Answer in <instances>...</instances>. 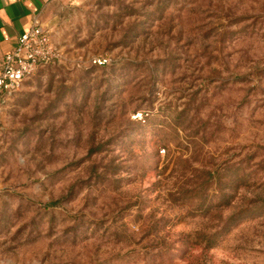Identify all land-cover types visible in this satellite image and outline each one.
<instances>
[{
  "label": "rangeland",
  "instance_id": "1",
  "mask_svg": "<svg viewBox=\"0 0 264 264\" xmlns=\"http://www.w3.org/2000/svg\"><path fill=\"white\" fill-rule=\"evenodd\" d=\"M42 22L60 60L0 96V264H144L150 220L217 227L206 264H264V0H67Z\"/></svg>",
  "mask_w": 264,
  "mask_h": 264
},
{
  "label": "built area",
  "instance_id": "2",
  "mask_svg": "<svg viewBox=\"0 0 264 264\" xmlns=\"http://www.w3.org/2000/svg\"><path fill=\"white\" fill-rule=\"evenodd\" d=\"M60 60V52L40 18L24 31L16 47L5 54L0 65V96L18 91L24 80L44 66Z\"/></svg>",
  "mask_w": 264,
  "mask_h": 264
},
{
  "label": "trees",
  "instance_id": "3",
  "mask_svg": "<svg viewBox=\"0 0 264 264\" xmlns=\"http://www.w3.org/2000/svg\"><path fill=\"white\" fill-rule=\"evenodd\" d=\"M240 178V177H239ZM212 176L207 175L205 177L204 183L208 184L211 181ZM234 182V181H233ZM222 198L224 199L221 203H227L231 201L229 198L230 193H227V190H222ZM256 200L252 203V206L257 205L258 202L264 204V189H262L258 194H256ZM204 203V202H203ZM202 203V204H203ZM251 206V207H252ZM212 205L205 208L207 212L211 211ZM150 226H148L145 232L146 237H153L155 244L149 247L144 252L139 254V259H143L144 264H177L175 258L173 257V252L176 251V246L181 243H187L188 248H186L184 252V257L186 258V264H206L204 259V252H208L214 249L219 243L220 236L217 227L213 230L202 231L199 237L200 240H197L195 237H191L189 234L184 235L181 239H173L168 238L167 235L162 234L161 229L166 226V223H162V220H155ZM145 237V238H146ZM199 247L202 251L201 255H196L193 253L194 249ZM196 257V259H195ZM124 260H128V258H124ZM194 260V262H193ZM185 264V263H184Z\"/></svg>",
  "mask_w": 264,
  "mask_h": 264
},
{
  "label": "crops",
  "instance_id": "4",
  "mask_svg": "<svg viewBox=\"0 0 264 264\" xmlns=\"http://www.w3.org/2000/svg\"><path fill=\"white\" fill-rule=\"evenodd\" d=\"M64 1L67 0H0V65L5 54L16 47L18 37L31 28L35 18L42 22L47 9Z\"/></svg>",
  "mask_w": 264,
  "mask_h": 264
}]
</instances>
